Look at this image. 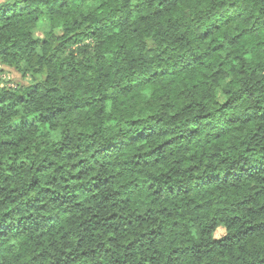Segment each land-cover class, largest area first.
I'll use <instances>...</instances> for the list:
<instances>
[{"label":"trees","instance_id":"16d2710c","mask_svg":"<svg viewBox=\"0 0 264 264\" xmlns=\"http://www.w3.org/2000/svg\"><path fill=\"white\" fill-rule=\"evenodd\" d=\"M68 5L0 3V74L27 79L0 85V239L19 264H232L264 234V36L209 0ZM216 214L254 222L206 242Z\"/></svg>","mask_w":264,"mask_h":264},{"label":"clouds","instance_id":"9594fccd","mask_svg":"<svg viewBox=\"0 0 264 264\" xmlns=\"http://www.w3.org/2000/svg\"><path fill=\"white\" fill-rule=\"evenodd\" d=\"M3 0H0L2 3ZM59 0H19L20 4L30 5L26 8L25 16L31 14L32 16L47 15L49 12H59L64 14L68 12L69 8L75 11L72 5L68 7L57 9L56 5ZM212 8V12L224 11L228 9V14H238V21L242 22L245 27L250 26L252 22H255L257 29L260 30L262 36H264V0H221L218 5L217 0H209ZM153 0H130V6L139 5L145 9V14L151 17L153 11ZM35 9V11H33ZM211 15V12L209 13ZM136 18L135 16L133 17ZM143 27V25H142ZM134 83V82H133ZM32 115H36L35 112ZM119 127V125H116ZM242 153L241 149H237ZM251 156V154H249ZM255 159H260L256 157ZM2 198V197H0ZM218 216L217 221H212V226L206 228L204 223L197 220L192 228L195 232H189L188 238L193 237L200 238L201 229L206 228L207 235L203 236V239L207 241L220 240L222 237L227 238L229 234L235 230L236 227H242L246 222L252 223L254 219L248 217L247 219L241 218L239 224H234L227 214H216ZM223 229V230H221ZM258 233H264V225H257ZM249 229L248 232H252ZM240 235L248 236V233H241ZM127 243V241H124ZM163 254L155 253L157 256V264H175L173 259L167 255V252L162 249ZM19 246L15 239H0V264H19ZM34 254V253H33ZM229 259L232 264H264V234H257L256 236L248 237L242 240L239 244L234 245L229 253ZM134 264V262H133Z\"/></svg>","mask_w":264,"mask_h":264},{"label":"rangeland","instance_id":"374dc122","mask_svg":"<svg viewBox=\"0 0 264 264\" xmlns=\"http://www.w3.org/2000/svg\"><path fill=\"white\" fill-rule=\"evenodd\" d=\"M35 36H41V33L39 31H34ZM12 82H20L25 83L27 79L22 78L17 72L15 71H8L3 70L0 74V85H6Z\"/></svg>","mask_w":264,"mask_h":264}]
</instances>
